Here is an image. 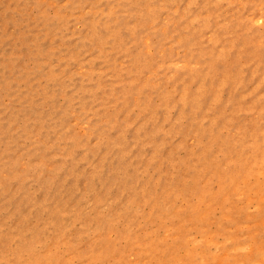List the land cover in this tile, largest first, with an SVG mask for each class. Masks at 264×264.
Returning <instances> with one entry per match:
<instances>
[{"label": "rangeland", "instance_id": "obj_1", "mask_svg": "<svg viewBox=\"0 0 264 264\" xmlns=\"http://www.w3.org/2000/svg\"><path fill=\"white\" fill-rule=\"evenodd\" d=\"M0 264H264V0H0Z\"/></svg>", "mask_w": 264, "mask_h": 264}]
</instances>
